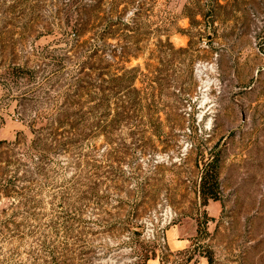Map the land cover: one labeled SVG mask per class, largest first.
<instances>
[{"label":"rangeland","instance_id":"1","mask_svg":"<svg viewBox=\"0 0 264 264\" xmlns=\"http://www.w3.org/2000/svg\"><path fill=\"white\" fill-rule=\"evenodd\" d=\"M0 264H264V0H0Z\"/></svg>","mask_w":264,"mask_h":264},{"label":"trees","instance_id":"2","mask_svg":"<svg viewBox=\"0 0 264 264\" xmlns=\"http://www.w3.org/2000/svg\"><path fill=\"white\" fill-rule=\"evenodd\" d=\"M120 18V17H119ZM118 22H114V26L117 25ZM110 24V26H113ZM82 31L79 36H84L87 33H90L88 30V25L84 24L81 26ZM110 33V32H108ZM96 32H92V36H96ZM93 38V37H92ZM58 123V129H63L65 126V121H62V116L57 121ZM54 127H52L53 129ZM202 181H201V196L203 197V200L205 203H207L210 199L217 201L218 198V190H219V183H218V173H217V166L214 163V161H210L205 166L203 175H202Z\"/></svg>","mask_w":264,"mask_h":264},{"label":"crops","instance_id":"3","mask_svg":"<svg viewBox=\"0 0 264 264\" xmlns=\"http://www.w3.org/2000/svg\"><path fill=\"white\" fill-rule=\"evenodd\" d=\"M181 228H177L176 230H171L169 231V235H168V242L170 244V246L176 250H182L186 247V241L184 238V236H180L181 232H180Z\"/></svg>","mask_w":264,"mask_h":264}]
</instances>
